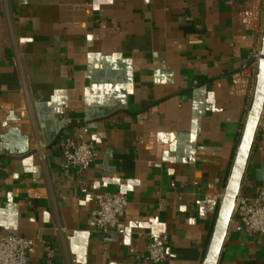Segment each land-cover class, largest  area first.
<instances>
[{
	"label": "crops",
	"instance_id": "obj_1",
	"mask_svg": "<svg viewBox=\"0 0 264 264\" xmlns=\"http://www.w3.org/2000/svg\"><path fill=\"white\" fill-rule=\"evenodd\" d=\"M25 1L0 0V234L39 236L30 264H139L158 233L163 264H203L254 96L264 0ZM5 123L26 153L5 147ZM66 138L98 152L81 174L62 168ZM258 187L264 105L237 195ZM114 191L128 212L102 235L94 195ZM217 264H264V235L231 215Z\"/></svg>",
	"mask_w": 264,
	"mask_h": 264
},
{
	"label": "built area",
	"instance_id": "obj_2",
	"mask_svg": "<svg viewBox=\"0 0 264 264\" xmlns=\"http://www.w3.org/2000/svg\"><path fill=\"white\" fill-rule=\"evenodd\" d=\"M26 1L23 0V3ZM259 54V53H258ZM257 54V58H258ZM40 157L44 160L42 147L38 143ZM57 146L62 153V168H74L77 174L83 173L97 159L98 152L89 141L59 139ZM172 186H174L172 184ZM92 209L93 228L102 235L118 229L128 212L129 201L120 191L103 192L94 195ZM232 215L243 224L246 232L264 235V187H258L252 197L237 195ZM40 237L27 238L14 234H0V264H30L28 252ZM169 237L165 233L150 234L145 252L139 264H163L167 261ZM50 255V253H48Z\"/></svg>",
	"mask_w": 264,
	"mask_h": 264
},
{
	"label": "water",
	"instance_id": "obj_3",
	"mask_svg": "<svg viewBox=\"0 0 264 264\" xmlns=\"http://www.w3.org/2000/svg\"><path fill=\"white\" fill-rule=\"evenodd\" d=\"M264 105V31L262 37L261 49L258 54V69L256 77V85L254 96L247 119L244 125V130L240 143L238 145L231 174L228 179L224 196L219 206L217 219L214 230L208 246L207 254L203 264H217L221 252L222 244L226 234V230L233 212L236 196L242 181L245 166L253 143L255 131L258 125L259 117ZM13 115L7 118V121L12 119ZM2 135V140L5 147L11 153L23 154L28 151L29 137L22 134L18 127H8Z\"/></svg>",
	"mask_w": 264,
	"mask_h": 264
}]
</instances>
